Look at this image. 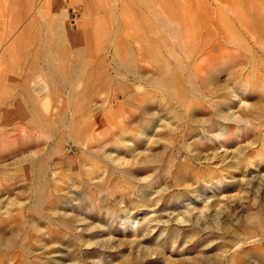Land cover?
<instances>
[{
    "label": "rangeland",
    "instance_id": "1",
    "mask_svg": "<svg viewBox=\"0 0 264 264\" xmlns=\"http://www.w3.org/2000/svg\"><path fill=\"white\" fill-rule=\"evenodd\" d=\"M0 264H264V0H0Z\"/></svg>",
    "mask_w": 264,
    "mask_h": 264
},
{
    "label": "bare ground",
    "instance_id": "2",
    "mask_svg": "<svg viewBox=\"0 0 264 264\" xmlns=\"http://www.w3.org/2000/svg\"><path fill=\"white\" fill-rule=\"evenodd\" d=\"M91 29V28H90ZM96 30V29H95ZM84 31V30H83ZM89 31V30H88ZM91 31V30H90ZM96 32V31H94ZM117 32V31H116ZM89 33V32H88ZM104 33V32H103ZM98 35L96 33H90V34H87V33H82L80 35V38H81V42L83 43V45H85L86 49L88 50L89 54L90 52L93 50V44L94 42L96 41V39L98 38L97 37ZM103 38V37H102ZM99 39V38H98ZM102 40V39H101ZM13 49V48H12ZM196 53V52H195ZM71 69V68H70ZM57 73V72H56ZM72 78V76H71ZM97 88V87H96ZM42 193V192H41ZM44 198V197H43ZM40 199V198H39Z\"/></svg>",
    "mask_w": 264,
    "mask_h": 264
},
{
    "label": "crops",
    "instance_id": "3",
    "mask_svg": "<svg viewBox=\"0 0 264 264\" xmlns=\"http://www.w3.org/2000/svg\"><path fill=\"white\" fill-rule=\"evenodd\" d=\"M91 33H96V32H91ZM90 34V33H89ZM98 37V36H97ZM99 40L98 38L96 39V41Z\"/></svg>",
    "mask_w": 264,
    "mask_h": 264
}]
</instances>
